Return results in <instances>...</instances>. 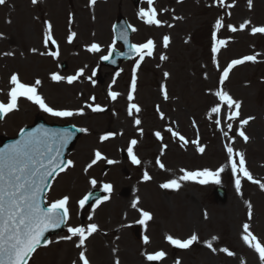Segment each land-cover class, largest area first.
<instances>
[{
    "label": "rangeland",
    "instance_id": "1",
    "mask_svg": "<svg viewBox=\"0 0 264 264\" xmlns=\"http://www.w3.org/2000/svg\"><path fill=\"white\" fill-rule=\"evenodd\" d=\"M247 3L248 0H225V4L236 6L231 10L217 0L218 14L210 10L213 8L211 0H183L182 3L155 0L157 18L163 24L159 28L145 25L137 16L141 8H147L146 0H139L135 7L130 0H97L91 7L89 0H39L38 9L31 0H8L7 5L0 8V101L7 103V91L11 87L9 79L15 73L29 85L41 80L38 93L54 109L76 111L83 108L82 116L60 119L50 117L20 98L18 110L4 117L3 126L0 123V136L15 137L38 117L48 124L87 129L83 135L81 132L68 156L74 166L53 179L46 203L68 196L70 218L66 228L87 227L90 223L98 226V232L86 241L90 264H111L113 255L98 235L100 229L129 227L130 224L132 227L144 226L138 223L139 211L131 206L135 200H139V209L148 211L153 217L144 226L152 239L150 250L153 252L161 241L167 243L163 233L171 234L172 231L173 236L182 240L192 234L198 237L189 249L181 252L180 264H260L258 255L243 243L241 236L243 224L248 223L252 233L264 241V191L258 184L242 179V194L236 193L225 152V145L230 141L223 135L228 131L229 137L235 138L234 151L244 153L246 167L252 176L264 183V35L251 34L252 27L264 26V0H252L251 10ZM236 14H243L244 20L251 22L243 31L239 30ZM220 18L225 25L231 24L238 31L230 32L227 27L217 31V39L226 43L214 63L212 32L216 31L215 22ZM117 20H124L127 27L131 25L138 29L132 32L128 27L130 43H143L148 39L156 43L153 57H146L137 70V88L132 101L141 108L135 115L142 121L139 126L143 129L142 135L139 128L134 127L133 117L127 114L132 69L139 58L121 62L117 70L100 62V57L106 55L113 44V26ZM46 22L51 23L56 41L55 45L49 41L47 47L44 44ZM169 24L172 27H168ZM70 33L76 34L71 44L67 42ZM165 35L170 37L167 49L162 44ZM92 43L99 44L102 51L88 52L86 49ZM114 48L120 49L116 43ZM55 51L59 52L57 58L41 55ZM162 54L168 59L161 61ZM248 55H255L256 62L236 66L220 85L222 70L232 60ZM62 63L66 66L64 71L60 70ZM80 69L84 75L72 85L56 83L50 78L53 73L65 77L75 75ZM165 72L169 73L167 80L164 79ZM162 84L167 88L168 100H164L160 92ZM109 90L120 94L116 101L108 97ZM217 90L226 91L241 102L240 119L254 117L244 127L250 137L248 143L235 136L239 120H227L230 110L226 106L221 105L220 117L215 114L209 117L211 108L219 104L214 95ZM91 97H95V101ZM89 104H98L105 110L93 113L87 107ZM157 105L164 114L163 120L156 112ZM217 118L221 119L219 126L215 123ZM228 123L233 124L232 131L228 130ZM168 127L189 143L182 147V141L166 131ZM156 131L161 132L162 140L156 139ZM106 134H110L109 139L102 143L100 137ZM132 139L138 141L135 154L140 165H133L128 158L127 147ZM197 139L205 148L203 154L198 153L192 143ZM97 150L105 157L104 161L115 163L97 161L82 176V183L74 184L69 179L81 175V165L90 164ZM157 159L164 165L163 169L157 165ZM221 166L225 167V172L221 174L219 185L179 181L184 171H215ZM145 171L152 177L150 181H143ZM93 179L96 181L94 187L90 183ZM171 179L180 182L178 191L160 188V184ZM104 184L112 185V191L106 192L107 201L89 209L79 207L78 202L87 191L103 190ZM218 186L225 188L224 201L215 199L213 189ZM248 204L252 206L251 220L248 219ZM127 233L130 237L132 230ZM66 235H69L67 230L58 235L59 243L51 242L47 248L38 251L29 264H69L75 260V255L77 264H81L78 259L80 249L75 246L77 254L73 249L78 238L61 239ZM213 237L217 239L212 240ZM127 240L131 242L130 247L132 245V264H148L137 257L140 246L133 238L134 244L131 238H123L120 248H124ZM209 242L215 252L206 247ZM220 248H227L235 255L229 257L220 252ZM172 258L166 259L168 264H176ZM160 264H164L163 261Z\"/></svg>",
    "mask_w": 264,
    "mask_h": 264
},
{
    "label": "snow or ice",
    "instance_id": "2",
    "mask_svg": "<svg viewBox=\"0 0 264 264\" xmlns=\"http://www.w3.org/2000/svg\"><path fill=\"white\" fill-rule=\"evenodd\" d=\"M7 0H0V5H5ZM178 3H182L183 0H177ZM33 5H37L39 0H31ZM97 0H89V6H94ZM155 0H146L147 8H141L137 16L138 18L148 26H155L157 28L162 27V21L157 18V10L154 7ZM219 4L227 8L234 7V4H225V0H219ZM248 7L251 10L252 0H248ZM250 21H244L240 24L239 30H245L249 25ZM132 32L138 31L137 28L129 25L128 26ZM172 27V25H168ZM227 27L228 31L236 32L238 29L231 24L225 25L222 22V18L217 19L215 22L216 31L212 32V60L216 63L217 53L222 47L225 46L224 40L217 39V31L221 28ZM252 35H264V26L252 27ZM75 33H70L67 37V42L71 44L75 38ZM119 39L123 40L128 44L129 53L134 54L139 59L136 61L135 66L132 69V78L130 90L127 95V100L129 101L127 106V114L133 117L134 127L139 128L142 124L141 119H139L135 114L141 112V108L133 103L135 99L134 93L137 88V70L140 68L141 62L145 60L146 57H153L156 43L152 39H148L146 42L132 44L128 43V33L127 31H122L119 34ZM49 41L52 44H56L52 35V25L46 22L45 34H44V44L47 47ZM163 47L168 48L170 44V37L165 35L162 40ZM115 45V38L113 40L112 46L109 47L108 54L102 55L100 58L104 61H109L110 63H115L114 60H110L112 51ZM90 53H100L102 51L101 46L97 43L90 44L87 49ZM33 52L36 49L32 50ZM5 55H12V53H5ZM41 55H49L53 58L59 56V52H48L41 53ZM159 59L165 61L168 59L166 55H160ZM245 62H256L255 55H248L241 59L232 60L227 67L222 70L219 77L220 85H223L228 79L230 72L233 68L238 65H242ZM218 66V65H217ZM84 75L83 69L76 72L75 75L62 76L56 73L51 75V80L56 83L66 82L68 85H72L80 77ZM95 75V72H93ZM117 76L119 73L116 74ZM169 73H164V79L167 80ZM9 84L11 87L7 91V103L0 101V120L4 119L5 116L18 110V100L23 98L39 108L40 111L46 113L50 117L54 118H70L74 115H84L83 108L72 111V110H57L49 106L45 99L38 93V87L42 84V81L37 79L34 84H26L22 82L17 74H12L9 79ZM111 89V86H109ZM160 92L164 100H168V92L165 85H161ZM119 93L109 90L108 97L112 101H116L119 97ZM215 97L219 101L217 106H214L210 110L209 117L215 114L217 117L222 115L221 105L227 107L230 110V114L227 116L228 121L239 120V129L235 131V136L241 138L244 143H248L250 137L244 131V127L250 123L254 117H248L245 119H240V109L241 102L235 100L229 93L223 90H217L214 93ZM95 101V97H91ZM93 113L103 112L105 109L100 105H87ZM156 112L159 114V118L163 120L164 114L160 111L159 105L156 106ZM217 126L220 125L221 119L217 118L215 120ZM195 126V124L193 125ZM227 128L229 131L233 130V124L228 123ZM78 132H87V129L78 128ZM141 135L143 134V129L139 128ZM167 132L171 133L172 137H178L182 141L181 146L188 144L189 141L185 139L184 136L180 135L178 132L174 131L171 127L166 129ZM21 137L15 143L0 148V264H27L28 258L36 251L40 241L44 237V233L49 230V228H58L61 225L67 224L70 213L67 207L69 202V197L64 196L63 198L52 202L51 204L42 207L43 199L42 193L44 188L47 187L46 181L49 177H53L60 172H64L68 167L74 166L71 160L65 161L61 159L62 149L67 145L71 139V133L64 131L58 132L50 129L37 128L30 132H25L21 129ZM110 134L102 135L100 141L103 143L109 139ZM157 140H162L163 136L160 131L154 133ZM223 135L230 143L225 145V152L227 154L228 166H230L231 175L234 180L235 191L238 195L242 194V179H245L252 184H258L261 191H264V183L256 180L248 168L246 167V159L243 152L234 151L232 143H234V137H229V132H223ZM138 141L132 139L127 147V154L130 162L133 165H140L141 161L135 154V147ZM196 145V151L203 154L205 148L200 145L199 139L192 141ZM166 147V146H165ZM95 159L88 164L87 168H91L93 164L97 161L105 159L100 151L95 152ZM161 155H163V148L161 149ZM238 158V159H237ZM109 164L115 163L113 160L107 161ZM157 165L163 169L164 165L159 159L156 161ZM87 168L85 171H87ZM184 171V170H182ZM225 172V167L221 166L215 171L203 170L196 172L184 171V174L179 178V181H195L201 185H206L208 183H213L219 185L221 183V174ZM152 177L147 171L143 174V181H150ZM177 179H171L167 182L160 184V188L164 190H174L178 191L180 188V182ZM92 186L96 185V181L93 179L90 181ZM103 191L110 193L112 191L111 184H104ZM88 196L81 199L79 207L83 208ZM103 199L107 201L108 196H104ZM139 200L132 202V208L136 209L140 213V219L138 221L141 225H146L148 221L153 219L152 215L146 211L139 209L137 206ZM248 207V219H252L251 204ZM205 218L207 215L205 214ZM92 220V216L88 217ZM243 235L241 239L243 243L251 250H253L259 258L260 264H264V241H261L257 236H255L250 230V224L244 223ZM98 226L95 223H90L87 227H72L67 228L69 235L61 237V239L66 241H72L73 238H78V242L75 244L76 248L82 249L78 254V259L81 264H90V260L86 256V241L93 234L98 232ZM213 237L212 240H216ZM167 244L172 247L187 250L189 249L197 240L196 234H192L187 239L174 238L171 235L165 237ZM143 243L145 245L150 243L147 236L144 237ZM206 247L210 248L212 251H216L212 243H207ZM220 252L226 253L227 256L233 257L235 254L229 251L227 248H220ZM166 257L164 251H155L153 253L144 254V259L148 264H160ZM115 264H119V260L115 261ZM176 264H180L179 261Z\"/></svg>",
    "mask_w": 264,
    "mask_h": 264
},
{
    "label": "bare ground",
    "instance_id": "3",
    "mask_svg": "<svg viewBox=\"0 0 264 264\" xmlns=\"http://www.w3.org/2000/svg\"><path fill=\"white\" fill-rule=\"evenodd\" d=\"M30 63H31V61H30ZM83 149H85V148H83ZM81 178L78 176V180H77V183H80L81 182ZM188 214V213H187ZM69 254H71V252H69Z\"/></svg>",
    "mask_w": 264,
    "mask_h": 264
},
{
    "label": "water",
    "instance_id": "4",
    "mask_svg": "<svg viewBox=\"0 0 264 264\" xmlns=\"http://www.w3.org/2000/svg\"><path fill=\"white\" fill-rule=\"evenodd\" d=\"M52 228H49V230H51Z\"/></svg>",
    "mask_w": 264,
    "mask_h": 264
}]
</instances>
